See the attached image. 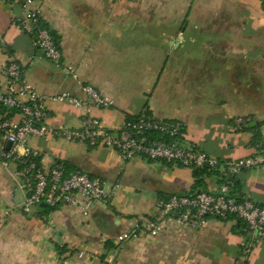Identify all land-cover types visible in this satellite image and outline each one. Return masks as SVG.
<instances>
[{
  "label": "crops",
  "instance_id": "1",
  "mask_svg": "<svg viewBox=\"0 0 264 264\" xmlns=\"http://www.w3.org/2000/svg\"><path fill=\"white\" fill-rule=\"evenodd\" d=\"M31 9L57 36L59 65L35 47L34 26L25 19ZM17 18L25 28L14 24ZM10 62L46 97L49 128L76 129L87 114L116 129L148 110L159 120H180L186 140L220 161L264 152L263 0H0V67ZM83 84L109 105L47 99L62 92L84 99ZM8 85L0 73V91ZM5 117L21 119L0 106V122ZM238 117L253 123L237 130ZM25 144L42 169L61 162L67 172L82 170L112 196L86 204L78 195V205L62 202L47 216L38 205L24 213L26 192L6 156H22L24 147L7 148L0 129V264H59L55 246L67 250L64 264H264V240L239 233L235 220L211 218L202 228L170 220L156 236L146 233L157 201L189 193L192 169L123 160L112 148L51 135L29 136ZM237 179L246 200L264 203V169ZM205 182L208 192H218L216 175ZM131 231L137 235L121 239Z\"/></svg>",
  "mask_w": 264,
  "mask_h": 264
},
{
  "label": "built area",
  "instance_id": "2",
  "mask_svg": "<svg viewBox=\"0 0 264 264\" xmlns=\"http://www.w3.org/2000/svg\"><path fill=\"white\" fill-rule=\"evenodd\" d=\"M25 19L34 26L35 47L44 57L59 65L62 59L61 51L49 31L41 26L39 12L35 9L28 10ZM14 24L25 28L23 19H15ZM0 73L8 78L9 83L7 91H0V105L7 111L15 110L21 116L19 121L5 117L0 122V129L5 140L12 146L24 147L22 156L37 157V153L31 152L26 147L25 143L29 136L51 135L69 142L112 148L123 160L142 157L147 160L168 161L190 169L219 167L223 177L237 175L249 169H264V152L220 161L186 140L184 125L180 120H159L148 110L126 119L123 125L116 129L105 128L99 118L87 114L81 117L80 125L76 129L49 128L45 124L46 97L23 80L22 67L16 62H10L0 67ZM81 91L84 99L68 92L47 99L75 107H82L87 103L98 107L109 105L93 86L83 84ZM17 95H23L25 99L20 100ZM249 123H253L250 117H238L234 120L237 130H241ZM13 154L11 151L6 152L8 157ZM15 157L21 156L16 154ZM21 163L22 166L17 170L16 175L21 179L20 186L26 192L21 207L25 213H30L33 207L41 202L50 206L65 201L78 205V195L83 197L86 204L107 200L112 196L111 191L103 188L99 178L92 177L79 169L67 172L61 162L54 163L47 170L42 169L35 160ZM229 190L228 184L222 183L216 194L208 192H201L195 196L173 194L165 200L157 201L156 218L148 223L146 233L156 236L170 220L178 224L202 228L208 218L226 219L230 215L245 222L247 236L264 240V206L256 205L249 200L237 201L229 196ZM136 235V231L126 232L122 234L121 239L128 240Z\"/></svg>",
  "mask_w": 264,
  "mask_h": 264
},
{
  "label": "trees",
  "instance_id": "3",
  "mask_svg": "<svg viewBox=\"0 0 264 264\" xmlns=\"http://www.w3.org/2000/svg\"><path fill=\"white\" fill-rule=\"evenodd\" d=\"M263 3H264V0H263ZM42 27H44V25ZM44 28H46V27H44ZM47 30L49 31V34L51 35V37L53 38V40L55 41V43L58 46L57 36L55 35V33L53 31H50L49 29H47ZM5 111L8 113L16 112L15 110H10V111L5 110ZM128 118H130V117H127L126 119H128ZM257 126H258V124H255V126L252 129L254 130ZM243 128H244V126L242 127V129ZM253 139H254L253 140L254 146H258V144L261 143V138H260L259 133L256 129L254 130ZM262 148H263V145L261 144L259 150H262ZM8 158L15 161V163L17 164V169H19L22 166L21 162H23V161L30 162L31 160H35V161L39 162V158L33 157L32 155L21 156L19 158L15 157L14 155H10ZM65 167H66V169H68L66 165H65ZM74 170H78V169H71V171H74ZM212 175H216L217 182L219 185L222 183L228 184L229 189H230L229 190V196L230 197H234L237 201L246 200V198H244V196H243V193L241 191V187H240L238 179H237L238 174L237 175L232 174L228 177H223L222 176V170L219 167L218 168H208V167L192 168L193 184L191 186V190L189 191V193L187 195L188 196H195L196 194L201 193V192H208L206 189L205 180L207 177H210ZM208 193H210V192H208ZM58 205L59 204H56L54 206H50L44 202H41L38 204V207H39V211L42 213V215L47 216L49 213L53 212L58 207ZM256 205H259V204H256ZM208 219H211V218H208ZM216 220H219V221L235 220L236 230H238V232L243 234V235H245L247 232V227H246L245 222L234 217V216L229 215L226 219H220V218L217 219L216 218ZM55 249L57 251V254L59 255V264H64V260H65L64 255L67 252V250L64 247H60V246H55Z\"/></svg>",
  "mask_w": 264,
  "mask_h": 264
},
{
  "label": "water",
  "instance_id": "4",
  "mask_svg": "<svg viewBox=\"0 0 264 264\" xmlns=\"http://www.w3.org/2000/svg\"><path fill=\"white\" fill-rule=\"evenodd\" d=\"M9 147H10V142H7V148ZM261 206H264V203H262Z\"/></svg>",
  "mask_w": 264,
  "mask_h": 264
}]
</instances>
